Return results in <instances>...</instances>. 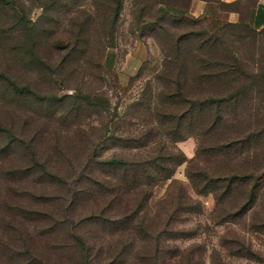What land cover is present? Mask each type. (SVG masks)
Returning <instances> with one entry per match:
<instances>
[{"label": "rangeland", "instance_id": "1", "mask_svg": "<svg viewBox=\"0 0 264 264\" xmlns=\"http://www.w3.org/2000/svg\"><path fill=\"white\" fill-rule=\"evenodd\" d=\"M64 1L66 8L60 1L51 8L37 0H9L16 12L0 20V71L41 96L63 100L51 116L35 98L10 100L9 86L0 82V120L25 142L9 147L0 131V264H264V131L241 145L264 120V110L260 118L256 112L259 97L254 92L240 111L236 100L212 101L204 111L207 119L222 106L226 122L205 132L197 100L236 88L227 91L218 81L203 85V66H175L181 54L203 55L207 27L233 43L249 73L261 72L263 0H189L183 13L169 10L166 29L154 30L152 17L166 10L163 0H122L113 28V0ZM19 15L36 25L41 36L35 50L47 69L30 62L31 37L14 18ZM77 17L88 22L90 45L81 62L71 64L66 31ZM81 94H102L110 110L86 108L79 117H64ZM188 99L195 101L194 119ZM178 117L182 128L174 133ZM33 148L58 179L41 169L25 170L34 164ZM116 156L142 162L173 157V175L156 183L140 214L105 211L108 199L96 194L94 184L89 187L92 174L117 178L100 164ZM136 199L132 193L131 207Z\"/></svg>", "mask_w": 264, "mask_h": 264}, {"label": "trees", "instance_id": "2", "mask_svg": "<svg viewBox=\"0 0 264 264\" xmlns=\"http://www.w3.org/2000/svg\"><path fill=\"white\" fill-rule=\"evenodd\" d=\"M61 3L62 8L68 7L67 2L64 0H37L38 3L44 4L46 6L55 7L57 4ZM192 0H190L191 2ZM209 3L211 1L216 0H206ZM113 3L116 4L115 9L110 8V15L113 16L114 22H112V28L113 23H115L117 19V15L119 14L120 10L122 9V0H113ZM189 2V0H163V4L166 7V10L159 9L157 14L154 15L153 21L151 22L152 28L157 29V27L160 25V29H166V23L170 20L169 16V10L173 9L175 11L181 12L184 8V4ZM0 3H5V5H0V20L1 22H6L7 20L5 17L9 10L15 11L13 6L10 4L9 0H0ZM73 3L76 4V0H73ZM97 9L96 13L100 12L101 6L96 1ZM169 8V9H168ZM109 9V8H108ZM53 10V9H52ZM144 12V10H140ZM81 13V12H79ZM183 13V11H182ZM116 17V18H115ZM15 19L19 20V24L22 26L23 31L26 32L28 36L31 37V44L32 49H30L34 54L33 57L30 59V62L34 64L35 66L42 67L43 69L48 68V62L44 59L41 55L37 54L36 50L38 49V45L40 42V36L37 35V28L36 25L30 26L29 23L24 19L23 15H19V17H14ZM109 15L105 14L104 16V28L107 29V26L109 25ZM183 21H189L187 18H182ZM145 22V21H144ZM141 26L142 30L145 31L146 25ZM70 25L73 27H70V30L66 31L68 34V41L69 45L65 47L66 53V60L67 62H72L71 64H79L84 58V53L87 51L90 45V37L88 33V22L83 23L79 20V18L71 19ZM247 28V27H243ZM97 30V29H95ZM41 31V30H40ZM245 32V30H243ZM43 35H48V31L44 30L42 32ZM105 34V33H104ZM3 36V35H2ZM39 36V38H38ZM112 36V34H111ZM38 38V40H37ZM71 40V41H70ZM104 38L100 37L99 42L103 41ZM36 48V50H35ZM55 49L58 50V47H55ZM200 50L203 51V55L199 53L195 54H187V55H179L180 62H177L175 66H179V68H186L189 63H193V67L196 68V66H203V85L205 82L209 81L212 83H215V81H218L219 83H225L228 88H226L227 91H231L236 88L235 93H228L227 95H220L218 98L217 96L214 97H203V100H197L201 107H203V127L208 128L205 132H208L209 130H218L222 127V123L225 120L226 113L224 109L217 108L215 112V116L213 119L209 120L207 119V116L205 115V109L207 106H210L212 101L214 103H218V105H221V102H232L233 100H236L235 103L237 104V107H239L240 111V105L242 108L245 106L243 105V101L248 100L249 102L252 100V94L256 92L257 97H259V107L256 109V112L258 113V118H260L262 115L264 116V113L261 114L262 110H264V61L262 56L260 57L262 59V63L259 67H261V72L258 73H249L248 70H246V67L244 66V61L237 55V53H234V46L233 43H226L223 40L220 39L219 36L215 34L209 33V30L207 27L203 28V39L201 41ZM82 52V55H81ZM171 57H167L166 61L169 64L171 61ZM170 59V60H168ZM165 61V64H166ZM63 64V61L61 62ZM50 66V65H49ZM174 66V67H175ZM177 66V67H178ZM184 68V69H185ZM0 82L4 83L5 85L9 86L10 91V100L15 99V102H19L21 99L25 100L27 98H35L39 100L40 107L43 109H40L42 113H44V109L46 110L47 114L54 116L58 106L62 105V99H60L58 96H54V98L50 99L45 96H41L34 92L29 85L21 84L18 78H16L14 75L6 72V71H0ZM223 83L221 86H223ZM216 84V83H215ZM81 94L79 98L77 97L75 100H73L72 105L69 106L66 111L64 110V117H72L76 118L82 115V112L86 108H93V109H100V112L109 111L110 107V101L102 94L97 95H84ZM176 96V95H173ZM243 97V98H242ZM179 98V97H178ZM218 98V99H216ZM86 104V106L83 105V101ZM13 101V100H12ZM82 101V103H81ZM10 102V101H9ZM48 102L49 105L44 107L43 105ZM210 102V103H209ZM12 103V102H11ZM188 112L192 119L195 118V112H194V106L195 101L193 99H188ZM213 103V104H214ZM235 107V105H234ZM216 108V106H215ZM103 109V110H102ZM222 112V114H221ZM236 112V109L232 111ZM45 114V113H44ZM198 116V114H197ZM168 117L172 118V115H169ZM167 117V118H168ZM171 120V119H170ZM181 117H178L177 124L171 128V130L174 133H179L182 128V122ZM264 120L258 121V123L255 125V128L251 131L250 134H248L247 137L244 138V142L241 143V145L246 144L249 139L253 136L255 132L263 133V127ZM194 126V120L191 121L189 119L188 127L191 129V127ZM224 126V125H223ZM226 126V124H225ZM226 130H229V127L225 128ZM0 131L1 133L5 134L7 136V146L14 147V146H23L25 142H23L21 139H19L18 134L14 132V128L4 126L2 124V121L0 120ZM239 134V131L238 133ZM233 141V140H231ZM242 139L238 137L236 142H241ZM233 143H228V145H225L226 147H229ZM224 145V144H223ZM222 145V146H223ZM35 150L33 148L32 151V157L33 158V166L31 168H27L25 170L32 171L34 169H41L46 174H48L51 177L59 178L57 175H54L52 173H49L46 167V164L44 162L39 161ZM90 159L91 156H90ZM170 163L175 164L173 161V157L166 158L163 160H158V158L149 160V161H134V160H127L126 158H120V157H113L111 159H106L100 162L102 171H105L108 174L111 173L112 170L116 171L117 178L113 181L108 178L100 179V177L95 174L91 175L92 179H89V187L91 184H94L96 194L98 196H102L103 198L108 199L107 202H105V211L115 210L116 208H121V214L124 215H135L140 214L146 210V206L149 203V199L152 194V189L156 185V183L159 180H165L168 179L173 175V168H171ZM119 172V176L117 175V172ZM206 178H211L206 176ZM235 178V177H234ZM203 179V175H202ZM135 194L136 204L134 207H131L129 197L131 194Z\"/></svg>", "mask_w": 264, "mask_h": 264}, {"label": "crops", "instance_id": "3", "mask_svg": "<svg viewBox=\"0 0 264 264\" xmlns=\"http://www.w3.org/2000/svg\"><path fill=\"white\" fill-rule=\"evenodd\" d=\"M263 2H264V0H263Z\"/></svg>", "mask_w": 264, "mask_h": 264}]
</instances>
